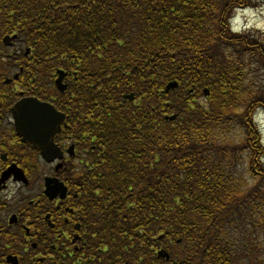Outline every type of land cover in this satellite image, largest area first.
Segmentation results:
<instances>
[{"label":"trees","instance_id":"obj_1","mask_svg":"<svg viewBox=\"0 0 264 264\" xmlns=\"http://www.w3.org/2000/svg\"><path fill=\"white\" fill-rule=\"evenodd\" d=\"M256 4L0 0V24L74 75L58 175L82 245L48 262L264 264V40L231 28Z\"/></svg>","mask_w":264,"mask_h":264},{"label":"flooded vegetation","instance_id":"obj_2","mask_svg":"<svg viewBox=\"0 0 264 264\" xmlns=\"http://www.w3.org/2000/svg\"><path fill=\"white\" fill-rule=\"evenodd\" d=\"M45 62H54L53 57L43 59L42 51L34 50L17 32H9L0 24V263L3 264H12L9 257L20 263L51 264L47 259L54 260L58 252L75 259L81 250V224L73 220L75 208L66 202L70 197L69 186L65 182L68 192L64 199L45 193L47 178H61L58 172L73 165L78 151L73 133L55 136V145L63 157L51 161L23 139L14 117V106L26 98L50 103L64 113L56 102L58 94H65L72 108L73 72L63 69L67 88L60 92L57 71L61 68L47 70L43 67ZM71 146H75L73 155L69 152Z\"/></svg>","mask_w":264,"mask_h":264},{"label":"water","instance_id":"obj_3","mask_svg":"<svg viewBox=\"0 0 264 264\" xmlns=\"http://www.w3.org/2000/svg\"><path fill=\"white\" fill-rule=\"evenodd\" d=\"M58 74L57 87L60 91H65L67 88L63 84L65 72L59 70ZM177 86V82H170L165 90L168 92ZM204 93L208 95L209 91L205 89ZM125 97L133 100L134 94L131 93ZM13 111L17 131L25 141H30L35 148L41 150L44 157L48 160L52 161L55 158L63 157L61 149L54 143L55 135L62 128L65 118L63 113L59 112L52 104L40 101L37 98H26L20 101L14 106ZM175 118L176 115L167 117L170 120H174ZM73 148L71 146L69 150L71 154H74ZM67 192V186L59 178H47L45 193L49 197L60 196L61 198H65ZM163 256L169 259V255L166 252ZM8 261L13 264H19L15 257H9Z\"/></svg>","mask_w":264,"mask_h":264},{"label":"rangeland","instance_id":"obj_4","mask_svg":"<svg viewBox=\"0 0 264 264\" xmlns=\"http://www.w3.org/2000/svg\"><path fill=\"white\" fill-rule=\"evenodd\" d=\"M233 23L236 28H239L240 31H250L253 30L254 34L259 38H263L264 40V0H257L256 5H252V7L244 8L238 10L236 12V16L234 18ZM255 66H251L253 68ZM251 73V70H250ZM262 74V71H261ZM253 77V73L250 74ZM264 84V80H262ZM203 101V97L200 98ZM264 111L259 112L256 117V120L262 131V139L264 144Z\"/></svg>","mask_w":264,"mask_h":264}]
</instances>
